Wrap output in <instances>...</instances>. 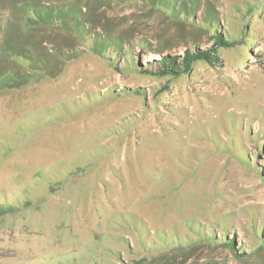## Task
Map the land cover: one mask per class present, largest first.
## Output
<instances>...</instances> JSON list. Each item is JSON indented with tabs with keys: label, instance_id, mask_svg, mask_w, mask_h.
I'll list each match as a JSON object with an SVG mask.
<instances>
[{
	"label": "rangeland",
	"instance_id": "rangeland-1",
	"mask_svg": "<svg viewBox=\"0 0 264 264\" xmlns=\"http://www.w3.org/2000/svg\"><path fill=\"white\" fill-rule=\"evenodd\" d=\"M194 1L0 0V264H264V0Z\"/></svg>",
	"mask_w": 264,
	"mask_h": 264
},
{
	"label": "trees",
	"instance_id": "trees-1",
	"mask_svg": "<svg viewBox=\"0 0 264 264\" xmlns=\"http://www.w3.org/2000/svg\"><path fill=\"white\" fill-rule=\"evenodd\" d=\"M186 1H188L190 3V5L192 7V13H193L194 5L196 4V1H194V0H186ZM157 6L161 10V12L167 16V18L169 20L178 21L179 20L178 18L180 16H182L184 19L188 20V17L185 16V4L183 1L180 3V8H181L180 14L181 15H179V13H177L178 12L177 10L171 9V10L167 11L165 9V5L161 2L160 3L158 2ZM73 8H75V7H73ZM73 8L65 9L64 13H62L61 11H58L56 16H60L64 20L67 11L70 12L71 15H73V13L75 11ZM25 12H28V13H30V15L33 16V11L30 8H29V10H26ZM48 13L49 12H47L46 10H43V11L37 13L38 18H40V22L42 21V19H44L46 21V23L49 24L48 21H50V17H49ZM52 13H55V12L52 11ZM32 18L34 19V17H32ZM192 19H193V16H191V20ZM34 21H35V24L39 23V20L34 19ZM59 21L63 25V22H61V19H59ZM210 22H211V13H208V20L204 24L210 25ZM63 27H64V25H63ZM212 40H213L212 46L205 51H197L194 54H190L187 51L188 49L186 48V51L183 54V61H182L183 70H182L181 75L188 74L190 72V70L192 69V65L196 62H204L208 65H214L213 64L214 62H219V57L217 56L218 49H220V48L229 49V48H232L234 46L232 43L228 42L226 39L222 38L219 34H216V33H214ZM94 44H95V47L98 46L96 41H94ZM22 56H24V55H22ZM100 56L102 57L101 52H100ZM25 58H27V57H25ZM30 59L31 58H27V60H30ZM26 63H28V62H26ZM26 63H25V61L20 62V64H22L23 66L24 65L27 66ZM37 64H39V63H37ZM31 72H34V71H31ZM162 74H164V75L173 74L176 76H180V75H178L177 67L175 66L173 61H168L164 64V70H163ZM15 81H16L15 78H13L7 74L0 76V84L2 85V88H3V89H1V88L0 89L4 90L7 88L14 87ZM40 179H36V180H40ZM44 179H46V178H44ZM3 213H6V212L0 211V215ZM10 213H12V211H10Z\"/></svg>",
	"mask_w": 264,
	"mask_h": 264
},
{
	"label": "bare ground",
	"instance_id": "bare-ground-1",
	"mask_svg": "<svg viewBox=\"0 0 264 264\" xmlns=\"http://www.w3.org/2000/svg\"><path fill=\"white\" fill-rule=\"evenodd\" d=\"M151 55H152V54H151ZM148 58H149V57H148ZM153 59H158V57H154ZM147 62H153V61H152V59H150V60L147 61ZM73 91H74V89H73ZM157 131H160V132H161L162 130H161V128H160V129L158 128V130H157V129H154L152 133H155V132H157Z\"/></svg>",
	"mask_w": 264,
	"mask_h": 264
}]
</instances>
